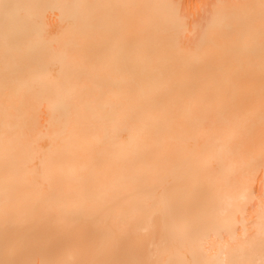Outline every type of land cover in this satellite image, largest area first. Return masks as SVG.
<instances>
[{
  "label": "bare ground",
  "instance_id": "6f19581e",
  "mask_svg": "<svg viewBox=\"0 0 264 264\" xmlns=\"http://www.w3.org/2000/svg\"><path fill=\"white\" fill-rule=\"evenodd\" d=\"M0 264H264V0H0Z\"/></svg>",
  "mask_w": 264,
  "mask_h": 264
}]
</instances>
